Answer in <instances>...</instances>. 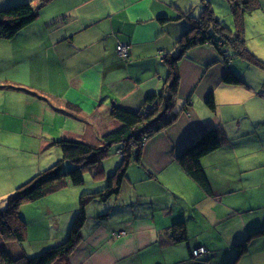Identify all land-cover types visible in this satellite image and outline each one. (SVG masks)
<instances>
[{
    "label": "crops",
    "instance_id": "0c3cea01",
    "mask_svg": "<svg viewBox=\"0 0 264 264\" xmlns=\"http://www.w3.org/2000/svg\"><path fill=\"white\" fill-rule=\"evenodd\" d=\"M21 2L33 5L38 17L14 37L0 30V48L8 58L0 72V207L20 183L62 158L61 148L49 144L53 132L100 146L90 142V130H97L92 136L98 140L109 131L100 132L99 122L116 124L113 130L121 125L110 115L111 108L102 111L104 101L138 110L148 95L161 91L165 78L160 64L176 51L188 24L163 23L160 17L193 12L192 4L183 11L175 0L170 4L180 12H171L169 0H50L46 4L0 0V5ZM120 44L129 46L127 59L119 55ZM143 63L152 64L148 68ZM132 64L151 75L133 73ZM232 64L242 84L223 83L228 69L211 45L193 48L181 59L179 118L142 146L139 166L130 171L122 193L97 201L103 206L88 212L72 264H264V155L254 154L258 129L264 125V87H252L251 79L245 80ZM214 66L217 73L210 72ZM203 80L198 97L204 109L198 116L192 108L193 96ZM211 94L215 111L205 104ZM108 111L110 119L104 115ZM64 118L79 121L73 132L62 124ZM221 124L226 126V142L203 159V166L208 172L207 158L216 169L221 162L227 166H222L220 181L208 173L214 193L209 196L185 174L176 157L200 133ZM227 143L232 153H220ZM154 183L164 189L160 201L145 187ZM226 195L230 198L223 205ZM77 210L71 212L72 222ZM59 219L60 214L54 213V225H60ZM178 221L185 222L187 240L175 239L172 226ZM236 227L243 228L241 235ZM245 242L246 250L239 254L238 245ZM199 246L209 253L194 258L192 252ZM13 249L10 252L16 256L27 254L17 243Z\"/></svg>",
    "mask_w": 264,
    "mask_h": 264
},
{
    "label": "trees",
    "instance_id": "16d2710c",
    "mask_svg": "<svg viewBox=\"0 0 264 264\" xmlns=\"http://www.w3.org/2000/svg\"><path fill=\"white\" fill-rule=\"evenodd\" d=\"M49 1L41 0V4ZM258 4L259 0H230V9L235 17V33L231 31L223 18L214 15L210 0H202L199 15L185 11L174 16L160 17L163 23L176 21L188 24V28L177 41L176 51L166 56L169 73L161 91L148 95L145 103L138 110H131L115 103L111 116L120 121L121 125L103 135L101 139L103 145L95 146L67 138L56 142L61 148L62 158L19 185L14 193L7 197L6 207L0 209L1 264H72L71 255L83 239L82 232L88 220L90 204L98 200L104 202L118 197L129 178L130 165L133 161H141L142 143L159 135L179 118L180 111L177 104L181 86L179 65L181 59L193 48L213 46L228 69L223 79V83L228 85L243 83V80L230 68L232 58L235 56L264 69V61L247 47L244 31L245 13L256 9ZM37 17L38 10L27 2L0 7V30L6 36L14 37L32 24ZM205 104L210 110H216L214 94L205 99ZM184 108L189 109L187 106ZM226 137L220 125L209 127L192 143L181 149L176 157L177 163L185 174L209 196L214 193L210 178L203 166V159L223 147ZM114 146H117L116 153L122 149L125 155L123 158L120 156L121 161L116 170L107 175L104 162L111 154H114L112 151ZM87 172H90L95 179L105 175L106 185L97 189H85L69 236L61 243L52 245L33 256L25 253L16 256L10 252L8 249L14 252L11 242L23 246V242L28 237V223L20 214L23 203L41 200L68 186H80L85 183ZM172 230L176 240H187L184 221L173 224ZM238 248L239 254L243 253L246 250V242L240 243Z\"/></svg>",
    "mask_w": 264,
    "mask_h": 264
},
{
    "label": "rangeland",
    "instance_id": "374dc122",
    "mask_svg": "<svg viewBox=\"0 0 264 264\" xmlns=\"http://www.w3.org/2000/svg\"><path fill=\"white\" fill-rule=\"evenodd\" d=\"M170 1L171 0H169V6H170V9L172 10L171 12H180L178 11V9L174 8V6L170 4ZM175 1L180 2V4L174 2V4H176L180 8V10L184 11L186 9L191 8V6L193 5V12L195 13L201 12V10L199 11L200 0H191L194 3H187L188 2L187 0H175ZM211 3L214 9V15L218 18H223L225 22H227L228 25L230 26L229 28L231 29V31L235 33L236 32L235 17L233 15V12L230 9V0H211ZM2 7L4 8L6 6H2ZM244 18H245L244 31H245L246 45L251 51H253L254 54H256L259 58H261L264 61V0H259L258 7L251 12H246ZM7 59H8L7 51H4L2 48H0V72L4 69V66H5L4 62ZM232 60H233L232 66L234 70L237 73L242 74V76L244 77L246 76L245 80L249 81V79H251L252 85H253L252 87L256 89L258 87H264V69L263 68L256 66V65H251L248 61H245L237 56L233 57ZM143 64H147L146 67L149 68V66H151L152 63H149V64L143 63ZM180 64H181V61L179 62V65ZM160 65H161L160 70L162 72L161 74H163L162 77L166 79L169 73V63L168 61H165L163 65L162 64ZM129 68H131V71L136 74L140 73L144 76L151 75L150 73L151 71L145 68H141V65L135 66V64H132L129 66ZM185 69L190 71L189 66L186 64H185ZM218 70L219 68L217 69V67L214 66L210 70V72L217 73ZM140 71L143 73H141ZM180 71H181V66H180ZM204 85H205V82L203 80V83L199 86V88L197 89V91L194 93V96H193L195 100V104L192 108L194 109L195 115H198V116H201L203 114V111L201 109H204V104L202 103V100L199 101V97H198ZM163 86H164L163 83L160 84V87H163ZM259 103H262V101L260 100ZM111 104H114V103L110 99H107L106 101H104V104L102 105L103 106L102 111H105L106 109H110V108H111L110 111H112L113 106H111ZM220 108L225 109V106H221ZM206 110H208V108H206ZM104 115H106L108 119H110L111 113L109 115V111H108ZM96 123H98V121H95V124ZM62 124L65 127H68V129H70L73 132L72 126H74V124L78 125L79 121L72 120L71 118H64ZM97 125L99 127L98 130L100 132L104 131V133L108 130L109 131L106 133H109L113 131V128L117 127L116 124L109 123V124L103 125L102 122H99ZM223 125L221 127L224 129L225 134H227L226 129H225L226 126L224 127ZM229 126L228 128L231 130L232 128H230ZM58 128L60 127L58 126ZM95 131L97 130H90V140H91L90 142L97 143V144L99 143L100 145H103V143L101 142L103 135L99 136L98 140H95L94 137L92 136ZM53 134L54 135H52L49 140V144H52L54 146L57 145L56 142L60 139L67 138L68 140H70V137H65L64 136L65 134L63 132H57V133L53 132ZM75 134H79V133H75ZM251 139H252V142H256V140L254 141V139L256 138L252 137ZM257 139L259 141V144L257 145V149L255 150L254 154L257 156H261V155H264V125L262 124L258 129ZM237 141H239V139H237ZM146 142H148V140ZM142 144L144 146L146 143L143 142ZM54 146L52 147L54 148ZM238 148L239 147L235 146L234 152H237L236 150ZM116 149H117V146H114L112 150L114 154H111V156H109L104 162L106 170H107V175L111 174V172H114L116 170L118 164L121 161V157L123 158L125 155L122 149H119V151H117L118 153L117 154L115 152ZM220 153H223V154L232 153V147L230 143H227L224 146V150ZM59 159L60 157H58L56 160L54 159L53 164L56 163L57 160ZM236 160L238 159L236 158ZM138 164L139 162L137 161L132 162L128 170L129 174H130V171L134 167L137 168L139 166ZM206 164H207V170H208V172L206 171L207 174L209 173L212 176L214 181L222 180L220 176L224 174V167L222 166H227V163L226 162L219 163L220 168L216 169V167L210 162V158H207ZM67 166L70 167V164L67 163ZM85 175H86L85 183L80 186L66 187L60 193L55 192L53 194H50L49 196H46L45 198L41 200H38L35 202L23 203V205L20 208V214L22 215V217L25 219V221L28 223V226H29V234H28L27 239L23 242V248L29 256L36 255L42 252L44 249L52 245L58 244L59 242L64 241L69 236L72 223H73L71 212H73V210H75L76 208H79L81 195L84 193L85 189H95V188L97 189L98 187L106 185L105 175L97 179H95L90 172H87ZM31 178L32 177H29L24 182L20 183V185L27 182ZM145 187L150 188L155 192L154 195L156 196V199L158 201L162 200L161 198H165V196L164 197L161 196L164 189H162L159 184H155V183L149 184V185L145 184ZM242 196L243 195L240 194L239 198H242ZM229 198L230 196L226 195L225 199L224 198L222 199L223 200L222 204L226 205L225 200H228ZM3 202H2L3 206L0 207V209H4L7 205L6 201H3ZM98 202H100V200H98ZM98 202H93L90 204L88 208L89 215L91 214V211L95 212L96 210H99L101 206H103L101 204H97ZM122 202L123 200H119L117 203L121 204ZM196 202H198V200H196ZM46 207L48 208L53 207L55 210L50 211ZM117 211L118 210L113 211L114 216H116ZM54 213L60 214V219L58 220V222L60 223L59 226L54 225L55 224L53 221ZM249 213L250 211L247 212V214ZM236 225L237 224H235L234 226ZM248 225L252 226L251 222H249ZM236 230H237L236 231L237 235H241L243 228L236 227ZM58 236L60 237L62 236V238H60L59 240H56L55 238ZM11 244H13V242H11Z\"/></svg>",
    "mask_w": 264,
    "mask_h": 264
},
{
    "label": "built area",
    "instance_id": "2783aa9c",
    "mask_svg": "<svg viewBox=\"0 0 264 264\" xmlns=\"http://www.w3.org/2000/svg\"><path fill=\"white\" fill-rule=\"evenodd\" d=\"M117 50L119 52V55L122 56L124 59H127L129 56V46L126 44H120L117 47ZM209 253V250L207 247L205 246H199L197 248H195L192 252V256L194 258H197L201 255H207Z\"/></svg>",
    "mask_w": 264,
    "mask_h": 264
}]
</instances>
